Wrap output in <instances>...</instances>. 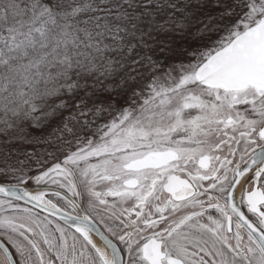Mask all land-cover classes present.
<instances>
[{
  "label": "snow or ice",
  "instance_id": "snow-or-ice-1",
  "mask_svg": "<svg viewBox=\"0 0 264 264\" xmlns=\"http://www.w3.org/2000/svg\"><path fill=\"white\" fill-rule=\"evenodd\" d=\"M0 264H264V0H0Z\"/></svg>",
  "mask_w": 264,
  "mask_h": 264
}]
</instances>
